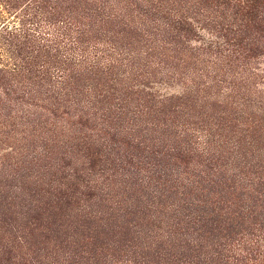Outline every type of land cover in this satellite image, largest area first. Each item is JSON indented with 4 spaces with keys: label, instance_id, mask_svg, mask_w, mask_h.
Returning a JSON list of instances; mask_svg holds the SVG:
<instances>
[{
    "label": "trees",
    "instance_id": "obj_1",
    "mask_svg": "<svg viewBox=\"0 0 264 264\" xmlns=\"http://www.w3.org/2000/svg\"><path fill=\"white\" fill-rule=\"evenodd\" d=\"M205 3L243 14L208 30L218 20L196 11ZM263 21L264 0H0V126L7 116L25 127L33 117L55 127L66 118L95 121L92 111L117 105L102 119L105 134L115 121L164 132L166 142L135 137L149 154H167L149 162L156 169L138 167L166 187L160 232L146 233L150 241L119 236L77 264H264L256 218L264 220L263 156L254 150L264 142V89L260 69L247 64L258 60L253 39H264L252 24ZM252 31L258 37L248 42ZM172 83L181 94L158 87ZM193 156L213 165L209 174L193 178L164 161ZM143 180L152 186L150 175ZM246 222L252 232L241 228Z\"/></svg>",
    "mask_w": 264,
    "mask_h": 264
},
{
    "label": "rangeland",
    "instance_id": "obj_2",
    "mask_svg": "<svg viewBox=\"0 0 264 264\" xmlns=\"http://www.w3.org/2000/svg\"><path fill=\"white\" fill-rule=\"evenodd\" d=\"M227 5L218 7L214 3L209 8V3H205L196 11L207 15L214 12L218 22L208 29L214 31L216 27L221 29L233 24L243 14L236 12L231 16ZM205 23L202 21L200 26L204 27ZM252 25L264 30V21ZM203 34L206 38L209 36L208 31ZM245 37L249 42L258 35L252 31ZM253 40L258 60L247 64L260 69L258 82L259 89L263 90L264 39ZM234 67L232 74L237 78L236 69L244 67ZM172 84L158 87L166 94H181L182 88ZM116 106L111 110L103 106L99 112L92 111L97 113L91 115L96 117L95 121L66 118L56 121V127L36 117L26 127L19 125L13 116L2 120L6 127L0 126V264H64L66 261L77 264L86 252H108V248L120 243L119 236L125 239L137 236L150 241L152 238L146 233L160 232V222L167 214L165 206L170 202L161 195L166 187L159 182L160 174L138 171V167L156 169L149 162L158 165L161 155L165 158L167 154H149L135 137L166 142L162 137L164 132H144L145 127H152L150 124L133 129L128 121L119 124L115 121L109 135L105 134L107 125H103L102 119L111 116ZM187 112L191 122H198L192 111ZM254 150L263 156L257 160L264 172V142L257 143ZM153 155L157 157L150 158ZM164 161L169 167L179 165L193 178L209 174L213 166L195 156L182 165ZM146 175L152 177L150 188L143 180ZM171 200L178 203L175 197ZM169 216L173 214L169 212ZM256 218L264 223L261 213ZM248 225L246 222L241 228L252 232Z\"/></svg>",
    "mask_w": 264,
    "mask_h": 264
}]
</instances>
